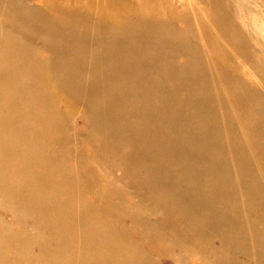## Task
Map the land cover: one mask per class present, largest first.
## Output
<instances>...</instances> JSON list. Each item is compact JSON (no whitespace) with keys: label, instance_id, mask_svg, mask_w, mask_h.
Instances as JSON below:
<instances>
[{"label":"bare ground","instance_id":"obj_1","mask_svg":"<svg viewBox=\"0 0 264 264\" xmlns=\"http://www.w3.org/2000/svg\"><path fill=\"white\" fill-rule=\"evenodd\" d=\"M41 3L0 0V264H264V10Z\"/></svg>","mask_w":264,"mask_h":264},{"label":"rangeland","instance_id":"obj_2","mask_svg":"<svg viewBox=\"0 0 264 264\" xmlns=\"http://www.w3.org/2000/svg\"><path fill=\"white\" fill-rule=\"evenodd\" d=\"M26 3H29V4H37V5H41V1L42 0H25ZM174 1V4L176 6H178L180 8V10H185L186 8V5L182 4L183 0H173ZM232 3H235L238 5V7L240 9H248L249 12L251 13H255V14H258L259 13V10H264V0H230ZM239 2V3H238ZM241 4H243V6H241ZM262 4V5H261ZM42 6V5H41ZM252 6H255L257 9L255 10H252ZM262 6V7H261ZM264 15V13H263ZM135 19V18H134ZM116 20V19H115ZM130 20V19H129ZM138 23V20L136 21ZM263 72H264V65H263ZM77 123H79V126H83L85 128V126L87 124H85V121L84 120H81L80 118L77 119ZM79 144L77 146V153H81V150H80V147H81V144L83 142V137L81 136L79 138ZM84 146H85V152L87 154H89V152H91L90 150L92 149V152L94 150V148L96 147L95 146V143L94 145H90L87 141L84 142ZM77 164L79 165L80 164V161L77 162ZM109 165V164H108ZM95 169H100L101 172H102V176H101V180H106L107 184H111V189H105V191L102 189L100 190L101 194H100V206L102 208H105V209H111V210H115V207L113 206V202L110 198V195L113 194V193H117V194H120V192L126 187V181L124 179H119V178H114V179H110L108 178L107 175H105L104 172L107 171V168L105 166H102L101 164V161L98 160V159H94V160H88V162H84L83 164V175L88 177L90 179V183L92 185V178L91 176L93 174H91V172H93V170ZM87 178V180H88ZM125 181V182H124ZM123 182V183H122ZM134 191V189H133ZM89 193V197L88 199H91L93 198V195H92V192H88ZM124 197V202H123V205L126 207V200H125V195L123 196ZM131 201H132V198H129ZM132 205V202L131 204L129 205V207ZM161 211V210H159ZM159 211H155L154 213L156 212H159ZM117 212V211H116ZM130 213L129 212H126L125 210L122 212V213H117L116 216H115V220L117 219V221L119 222L120 225H123V223L125 222L124 219L127 221L128 225L127 227H129L130 229H133V223H135L138 219H139V211L137 212V215H131V214H128ZM153 213V214H154ZM1 214L2 215H5L7 218H11V215H9L7 212H5L4 210H1ZM161 216V214H159V217ZM115 223V222H114ZM126 223V222H125ZM126 223V224H127ZM148 247V245H145ZM168 254H171L169 252H163V253H155V260L158 261L160 264H172L170 263V259L171 257L168 256ZM165 259V261H164ZM166 260H169V262H167Z\"/></svg>","mask_w":264,"mask_h":264}]
</instances>
